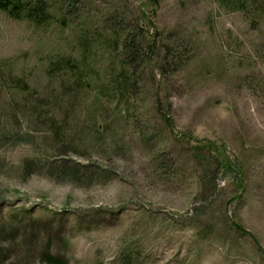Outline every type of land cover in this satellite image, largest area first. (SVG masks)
Segmentation results:
<instances>
[{
    "label": "rangeland",
    "instance_id": "374dc122",
    "mask_svg": "<svg viewBox=\"0 0 264 264\" xmlns=\"http://www.w3.org/2000/svg\"><path fill=\"white\" fill-rule=\"evenodd\" d=\"M46 1L70 24L0 11V264H45L42 250L62 264H264V18L216 0ZM79 23L138 43L129 99L46 72L79 56Z\"/></svg>",
    "mask_w": 264,
    "mask_h": 264
},
{
    "label": "trees",
    "instance_id": "16d2710c",
    "mask_svg": "<svg viewBox=\"0 0 264 264\" xmlns=\"http://www.w3.org/2000/svg\"><path fill=\"white\" fill-rule=\"evenodd\" d=\"M216 1L227 10H237L244 14H251L252 17L257 15L264 18V0ZM0 11L13 19H26L35 28H44L55 20L60 26L70 24L66 18L69 11L63 12L56 19L52 14L54 7L46 0H0ZM114 27V25L105 26L98 32V28L94 24L79 23L74 39L79 56L75 58L69 54H63L51 59L45 66L46 72L64 75L59 83L60 88L62 86L66 88V83H69V87L76 91H92L97 96H104L103 94L106 92L121 99H129L130 94L136 93V83H133L132 78L135 71L134 64L139 54L138 43H133L128 33L121 34ZM147 45L149 50L154 47L155 40L152 36H149ZM98 50H101V55L105 56L103 68H98L88 58L91 56L92 59L97 56L96 52ZM101 71L106 78V84L101 83ZM10 81L13 83L12 87L14 89L25 94L27 102L30 100L33 112L40 114V109H37V107L41 105L39 104L41 101L29 98L33 92H31L26 81L17 76L11 77ZM23 165H26V162ZM233 226L240 229L235 224ZM38 259L45 264H62L55 255L49 254L46 250L38 252Z\"/></svg>",
    "mask_w": 264,
    "mask_h": 264
}]
</instances>
